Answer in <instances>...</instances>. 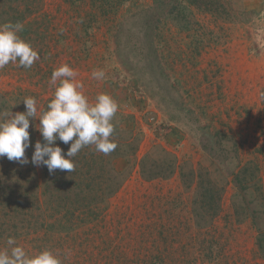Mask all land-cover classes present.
I'll return each instance as SVG.
<instances>
[{"label": "rangeland", "instance_id": "obj_1", "mask_svg": "<svg viewBox=\"0 0 264 264\" xmlns=\"http://www.w3.org/2000/svg\"><path fill=\"white\" fill-rule=\"evenodd\" d=\"M153 4L0 0V24H23L19 36L40 57L0 69V112L25 111L28 96L43 109L53 70L67 63L90 101L107 93L118 103L115 139L134 146L122 147L131 157L116 166L112 197L93 203L95 186L70 209H47L17 245L61 264H264V0H226L225 18L197 12L190 32L156 23ZM29 133L43 142L31 121ZM33 151L23 170L40 195L45 166L31 163ZM76 163L74 175L83 173ZM193 171L214 193L201 197Z\"/></svg>", "mask_w": 264, "mask_h": 264}, {"label": "clouds", "instance_id": "obj_2", "mask_svg": "<svg viewBox=\"0 0 264 264\" xmlns=\"http://www.w3.org/2000/svg\"><path fill=\"white\" fill-rule=\"evenodd\" d=\"M22 31L23 24L19 22L0 24V69L9 63L28 69L39 60L38 52L19 36ZM77 75L69 64H61L51 74L53 98L43 109L38 108L35 97L28 96L22 101L25 111L0 112V158L28 164L26 150L33 147L31 163L46 166L51 174L57 169L74 171L73 158L85 147L95 146V151L105 155L116 149L111 136L115 131L113 120L119 110L118 103L107 93H100L90 101ZM91 76L94 80H103L105 72L93 70ZM30 121L43 142L37 140L32 144ZM57 141L65 145L71 142L68 150L65 152ZM6 243L8 247L0 250V264H61L52 251L43 250L30 256L17 245L15 238L9 237Z\"/></svg>", "mask_w": 264, "mask_h": 264}, {"label": "trees", "instance_id": "obj_3", "mask_svg": "<svg viewBox=\"0 0 264 264\" xmlns=\"http://www.w3.org/2000/svg\"><path fill=\"white\" fill-rule=\"evenodd\" d=\"M153 12H157L158 18L156 23L164 24V21L171 20L178 24L179 28L190 32L192 27L198 22L193 19L197 12L212 15L216 18L227 17L226 0H153ZM154 14H148L149 26L154 25ZM151 17V18H150ZM118 130L115 128L111 140L117 144V147L111 153L105 155L95 151V146L83 148L76 157L73 158L74 163L83 164L85 171L80 174L68 172L67 170H55L49 173L47 167H44V187L45 192L37 193L39 187L38 180L33 176L34 172H25L24 165L14 161H8L6 165L0 163V243L9 237L18 238L28 232L31 227L38 224L40 218L48 216V210L70 209L78 199L86 193L94 192L95 186L99 188L100 194L97 199H93V203H104L105 195L113 196L120 189V175L122 170H118L116 166L125 157L127 163L131 154H124L122 147L126 145L129 149L134 146L131 143H123L118 138ZM132 133V140H135ZM133 142V141H132ZM71 142H69L70 145ZM57 145L64 151L68 150L69 145H65L57 141ZM135 153V149L133 150ZM67 158V157H65ZM79 166V163H76ZM192 175L199 180V189L201 197H206L209 193H214L213 189H206L203 192V176L201 173L192 172ZM164 176V175H162ZM71 182H67V178ZM80 177L84 178V184L78 181ZM234 177H237V175ZM113 179L117 180L113 183ZM98 180L97 185H93ZM202 182V183H201ZM241 183H243L241 181ZM35 184V186H34ZM244 184V183H243ZM243 184H240L243 186ZM35 188V189H34ZM244 188V187H243ZM29 190V192H28ZM36 190V192H34ZM52 190V191H51ZM73 194L75 199L70 198ZM50 194V195H49ZM54 198V200L52 199ZM213 199V198H212ZM72 201V203H71ZM89 203V204H93ZM56 206H55V205ZM55 208V209H53Z\"/></svg>", "mask_w": 264, "mask_h": 264}]
</instances>
